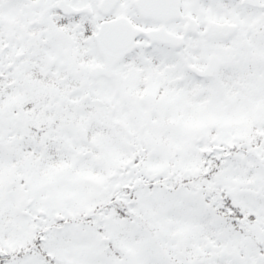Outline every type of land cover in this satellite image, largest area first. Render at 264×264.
I'll use <instances>...</instances> for the list:
<instances>
[{"label": "snow or ice", "instance_id": "snow-or-ice-1", "mask_svg": "<svg viewBox=\"0 0 264 264\" xmlns=\"http://www.w3.org/2000/svg\"><path fill=\"white\" fill-rule=\"evenodd\" d=\"M0 264H264V0H0Z\"/></svg>", "mask_w": 264, "mask_h": 264}]
</instances>
